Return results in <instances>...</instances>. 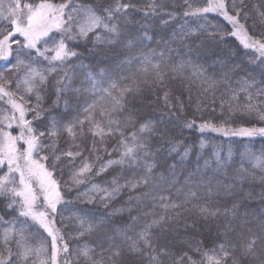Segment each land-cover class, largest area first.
<instances>
[{
  "label": "snow or ice",
  "instance_id": "6c2138e0",
  "mask_svg": "<svg viewBox=\"0 0 264 264\" xmlns=\"http://www.w3.org/2000/svg\"><path fill=\"white\" fill-rule=\"evenodd\" d=\"M193 129L264 138V0H0V264H264V149Z\"/></svg>",
  "mask_w": 264,
  "mask_h": 264
},
{
  "label": "trees",
  "instance_id": "16d2710c",
  "mask_svg": "<svg viewBox=\"0 0 264 264\" xmlns=\"http://www.w3.org/2000/svg\"><path fill=\"white\" fill-rule=\"evenodd\" d=\"M141 5L147 2V0H139ZM254 0H249V3H253ZM136 20H141L142 19V14L137 12L134 14ZM220 18H217L215 20H212V23H217V21ZM147 26L149 29V34L151 35L152 33L157 34V39L159 38V35L161 34L162 30L164 31H170V29H166L162 23V21L159 20V17H151L147 21ZM175 27L179 29V24H176ZM234 39V38H230ZM153 47H155V44L153 43ZM76 51L80 53L81 56V62H83L86 65H100L103 67L105 64L114 67L116 61L112 59L111 54L108 56H103V55H97L96 50L92 48L91 45H89L87 48H85L83 45L80 47L76 48ZM191 118V114H189ZM197 121L199 122V117H196ZM178 131V130H177ZM183 140L187 142L188 145L193 144V142L196 143L197 147L199 145V140L201 138L205 139L208 143L207 146L205 147L204 154L207 156L210 154L214 149V145H222L224 148V153L226 154L227 150L229 147L232 149V153L234 158L239 161L240 159V154L244 152L245 147H250L252 151L259 153L261 149H264V138L261 137H256L255 139L249 141L246 138H239V137H234L232 140L234 143L229 144L228 139L225 137H222L218 134L215 133H206L203 137H201L200 133L196 131L195 129L191 131H184L182 134ZM193 161V166H194V161L195 157H191ZM201 163H203L201 161ZM67 175H65L64 179L67 180ZM111 177H109L110 179ZM97 181L99 178H95ZM260 192V187L257 185L256 190L254 195ZM76 196V190L73 189L71 193H69V198L71 199L72 197ZM75 206V202H73L72 205H70V208H73ZM117 207H120L119 204L116 205ZM230 206V205H229ZM99 207V206H98ZM100 211L103 212L104 209L100 207ZM244 211H248L249 213L252 214H259L260 212L264 211V204L261 203L259 198L257 197L256 199L250 200L247 202L246 209H241V212L243 213ZM70 213L66 212L65 215L68 216Z\"/></svg>",
  "mask_w": 264,
  "mask_h": 264
}]
</instances>
